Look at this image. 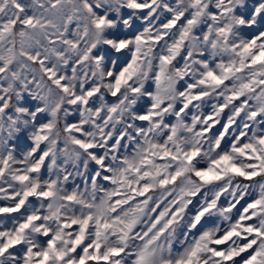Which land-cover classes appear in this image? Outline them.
Here are the masks:
<instances>
[{
    "label": "snow or ice",
    "instance_id": "obj_1",
    "mask_svg": "<svg viewBox=\"0 0 264 264\" xmlns=\"http://www.w3.org/2000/svg\"><path fill=\"white\" fill-rule=\"evenodd\" d=\"M0 264H264V0H0Z\"/></svg>",
    "mask_w": 264,
    "mask_h": 264
}]
</instances>
